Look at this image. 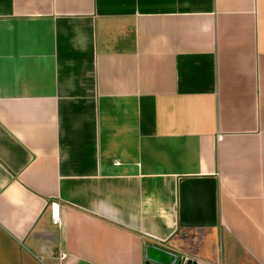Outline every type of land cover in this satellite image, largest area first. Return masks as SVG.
I'll use <instances>...</instances> for the list:
<instances>
[{
    "label": "crops",
    "instance_id": "obj_1",
    "mask_svg": "<svg viewBox=\"0 0 264 264\" xmlns=\"http://www.w3.org/2000/svg\"><path fill=\"white\" fill-rule=\"evenodd\" d=\"M183 251L264 264V0H0V264Z\"/></svg>",
    "mask_w": 264,
    "mask_h": 264
},
{
    "label": "built area",
    "instance_id": "obj_2",
    "mask_svg": "<svg viewBox=\"0 0 264 264\" xmlns=\"http://www.w3.org/2000/svg\"><path fill=\"white\" fill-rule=\"evenodd\" d=\"M49 208H50L51 221L54 224H59L60 216L58 211V203L56 201H51L49 203ZM169 264H222V262L220 261L215 262L210 259L196 256L189 252L183 251L177 254L175 253L172 262H170Z\"/></svg>",
    "mask_w": 264,
    "mask_h": 264
}]
</instances>
